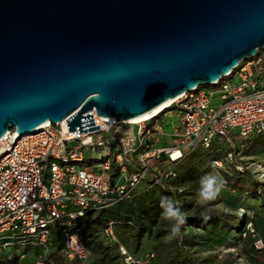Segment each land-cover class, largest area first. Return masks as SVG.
I'll return each mask as SVG.
<instances>
[{"label": "water", "instance_id": "95a60500", "mask_svg": "<svg viewBox=\"0 0 264 264\" xmlns=\"http://www.w3.org/2000/svg\"><path fill=\"white\" fill-rule=\"evenodd\" d=\"M260 49L264 0H0V138L139 116Z\"/></svg>", "mask_w": 264, "mask_h": 264}, {"label": "built area", "instance_id": "2783aa9c", "mask_svg": "<svg viewBox=\"0 0 264 264\" xmlns=\"http://www.w3.org/2000/svg\"><path fill=\"white\" fill-rule=\"evenodd\" d=\"M87 113L98 129L78 134L67 132L65 119L46 120L29 135L19 137L11 128L0 138V247L12 245L7 234L14 235L15 245L35 247L36 257L27 264H52L45 259L52 231L60 233L69 261L87 264L80 222L149 189L180 191L171 186L177 165L197 148H223L206 175L243 176L248 169L240 149L264 133V62L240 60L212 84L184 91L156 115L136 122L110 121L93 108ZM164 114L174 119L170 133L162 132ZM252 174L264 185V174ZM222 192L235 195L228 184ZM112 227L107 223L101 233L123 264H155L150 251L130 252ZM240 237H249L252 249L264 252L251 217ZM19 257L16 264H22Z\"/></svg>", "mask_w": 264, "mask_h": 264}, {"label": "trees", "instance_id": "16d2710c", "mask_svg": "<svg viewBox=\"0 0 264 264\" xmlns=\"http://www.w3.org/2000/svg\"><path fill=\"white\" fill-rule=\"evenodd\" d=\"M248 142L247 149L244 151L245 156L255 155L264 150V133L253 136ZM223 154V148L211 145L207 149L197 148L187 154L183 160L177 165V178L171 182V186L180 190L184 186L191 188L198 187L199 181L209 172V164L213 160L219 159ZM249 175V174H248ZM248 175L239 176L234 173L227 178V184L234 188L235 198H238L236 204L230 203L233 208H238L241 204L243 196L252 195L255 189L254 182ZM162 197H168L175 203L177 193L169 190L149 189L145 192L135 195L127 202L117 203L106 210L99 211L94 216L89 217L85 222H80L81 233L85 247L89 251V260L87 264H123L118 256L115 245L109 243L107 245L96 237V229L103 228L107 223H112L113 233L116 228L124 231H130L132 236L131 248H127L130 252L136 253L139 239L142 234L150 233L151 228L156 224L157 218L160 216L162 209L159 207ZM233 198V199H235ZM264 204V201L262 202ZM214 203L196 207L195 210L186 214L187 223L181 226L183 228H193L212 236L211 240L221 244L223 237L230 233L227 220L234 214L218 212L209 209ZM178 207V206H177ZM183 212L182 207H179ZM244 215L239 229L234 233L237 235V241H246L249 237L241 238L240 234L243 230ZM252 221V219H251ZM253 222V221H252ZM175 221H170L167 228L156 230L153 234L155 241L150 246V252L154 255L155 264H202V261L193 258L183 251V247L189 244L186 237L180 235V241L177 237L171 240L166 239L171 234L172 225ZM255 227V223H252ZM84 228V230H82ZM255 229V228H254ZM257 231V230H256ZM116 236V235H115ZM17 246V245H16ZM26 249L22 252L25 255L37 254L35 247L24 245ZM15 247L1 248L0 264H16L19 261L18 253L13 249ZM22 254V255H24ZM45 259L52 264H75L69 261L64 252L61 243V235L59 232L52 231L48 251ZM24 264V263H22Z\"/></svg>", "mask_w": 264, "mask_h": 264}, {"label": "rangeland", "instance_id": "374dc122", "mask_svg": "<svg viewBox=\"0 0 264 264\" xmlns=\"http://www.w3.org/2000/svg\"><path fill=\"white\" fill-rule=\"evenodd\" d=\"M255 59L258 64H263L264 49L258 50V54L255 56ZM232 80L235 81V78H232ZM159 121L162 127V132L170 133L172 123L174 121L173 117L169 118L164 114L160 117ZM246 146H248V142H244L242 148L240 149L242 156L241 161L245 164V166H247L248 169L244 175L249 174L248 176L254 182H256V185L254 186L255 189L253 191L258 192L259 195H254V193H252V195L243 196L242 200L240 201L241 204L237 206L238 208H233L230 206V203L234 205L239 203V200L238 198H235L236 195H229L226 192L220 193V195L214 201L201 204L197 202L196 198L198 187L191 188L186 185L181 188L180 191H176L177 197L175 199V205L182 207L183 213L185 214H190L195 210L196 207L208 205L210 203L214 204L210 206L209 209H214L218 212L234 214L233 217H230L227 220L230 233L224 236L223 240H219V237H215L218 241H224L221 244L212 241V236H209L201 230H196L193 228H183L180 230V235L186 237V239L189 241V244L183 247V251L193 258L202 261V264H263L262 259L264 257V252L258 253L254 251L251 246L250 238L246 241H237L235 238L237 235L234 234L242 223L243 215L246 220L251 217L253 221L252 223H254V220H256L257 217L256 215L258 213V209H261V206L264 207L262 203L264 201V185L256 181L257 175L255 176V174H252L253 170L255 172L257 171L259 174H264V150L256 153L255 155L245 156L243 153L245 149H247ZM83 154L85 157L88 156V152ZM263 216L264 215L261 214L260 219H263ZM169 222L170 221L168 220L161 219L159 216L156 220V224L153 228H151L150 233L142 234L141 238L139 239L136 254L149 251L151 244L155 241L153 238L154 232L159 229L167 228ZM254 228L256 230V227ZM82 230H84V228H82ZM257 233L258 236L264 240V235H261L262 233H260V231ZM115 235L118 241L121 242L126 248H131L132 234L130 231H124L122 229L116 228ZM6 236L8 238L7 240L12 242V245L8 247H15L13 249L18 253L19 259V256H23L20 261L21 263L27 264L34 257H36V254L34 256L31 254L29 255V253L27 255L22 253L26 249V246H16L14 244V235L7 234ZM96 237L102 242V244H108L106 239L102 236L100 229H96ZM8 247L6 250H8ZM1 251L2 250L0 247V252Z\"/></svg>", "mask_w": 264, "mask_h": 264}, {"label": "clouds", "instance_id": "9594fccd", "mask_svg": "<svg viewBox=\"0 0 264 264\" xmlns=\"http://www.w3.org/2000/svg\"><path fill=\"white\" fill-rule=\"evenodd\" d=\"M176 155L179 156L180 153L177 152ZM261 179H264V177H261ZM199 184L200 187L197 190L196 198L198 203L204 204L216 200L227 181L218 175L209 174L202 177ZM159 207L162 209L161 219L175 221L171 228V234L166 237V239L171 240L180 235L181 226L187 223L186 214L168 197L161 198Z\"/></svg>", "mask_w": 264, "mask_h": 264}, {"label": "bare ground", "instance_id": "6f19581e", "mask_svg": "<svg viewBox=\"0 0 264 264\" xmlns=\"http://www.w3.org/2000/svg\"><path fill=\"white\" fill-rule=\"evenodd\" d=\"M177 97V96H176ZM175 99L172 98V99H168L164 102H162L161 104L157 105L156 107H154L153 109L139 115V116H136V117H132V118H129V119H125V120H122V121H115L114 119L112 118H108L110 121H115V122H136V121H139V120H142V119H145V118H148L152 115H156L158 112H160L164 107H166L168 104H170L173 100ZM40 128V127H39ZM37 128L36 131L39 129Z\"/></svg>", "mask_w": 264, "mask_h": 264}, {"label": "crops", "instance_id": "0c3cea01", "mask_svg": "<svg viewBox=\"0 0 264 264\" xmlns=\"http://www.w3.org/2000/svg\"><path fill=\"white\" fill-rule=\"evenodd\" d=\"M264 205V204H263ZM261 209H258V213H257V217H256V220H254L255 222V227H256V230L257 232L260 231V233H262L261 235H264V218L263 219H260L261 217V214L264 215V207H260ZM261 212V214H260ZM264 217V216H263Z\"/></svg>", "mask_w": 264, "mask_h": 264}]
</instances>
